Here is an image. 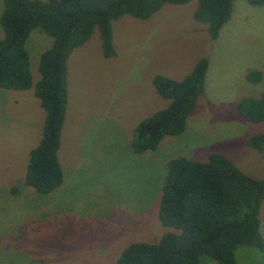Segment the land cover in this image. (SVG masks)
I'll return each mask as SVG.
<instances>
[{
	"label": "rangeland",
	"instance_id": "obj_1",
	"mask_svg": "<svg viewBox=\"0 0 264 264\" xmlns=\"http://www.w3.org/2000/svg\"><path fill=\"white\" fill-rule=\"evenodd\" d=\"M198 0L166 3L147 19L114 21L117 56L103 55L99 29L69 59V106L59 153L65 181L40 194L24 183L29 151L42 135L45 111L34 89H0V264H116L129 243L157 241L167 230L159 204L167 163L186 156L205 161L229 156L253 177L264 176V157L246 144L264 132L237 110L245 96L264 89V5L237 0L219 37L196 19ZM3 0H0V15ZM3 35L0 26V37ZM53 38L40 29L27 42L34 80ZM209 60L205 93L182 134L140 155L131 148L137 123L169 105L153 84L175 79ZM260 70L257 83L250 70ZM264 236V202L261 210ZM236 264H264V251L243 247ZM199 264H218L209 257Z\"/></svg>",
	"mask_w": 264,
	"mask_h": 264
},
{
	"label": "trees",
	"instance_id": "obj_2",
	"mask_svg": "<svg viewBox=\"0 0 264 264\" xmlns=\"http://www.w3.org/2000/svg\"><path fill=\"white\" fill-rule=\"evenodd\" d=\"M191 0H3L0 26V89H34L45 111L42 135L29 151L24 183L40 194H50L65 181L59 153L69 106V59L99 29L103 55L117 56L114 21L124 15L147 19L166 3ZM237 0H198L195 17L207 23L212 38L219 37ZM264 5V0H247ZM40 29L53 42L40 57V78L34 80L27 42ZM209 60L201 58L182 79L159 73L153 78L169 105L141 119L133 130L134 154L155 151L166 136L182 134L205 93ZM253 83L260 70H250ZM249 122H264V89L258 96L237 102ZM246 144L264 157V132L250 135ZM159 204L167 230L157 241H133L121 251L116 264H199L206 256L218 264H236L243 247L264 251L261 210L264 176L253 177L229 156L211 152L199 161L179 156L167 163Z\"/></svg>",
	"mask_w": 264,
	"mask_h": 264
}]
</instances>
